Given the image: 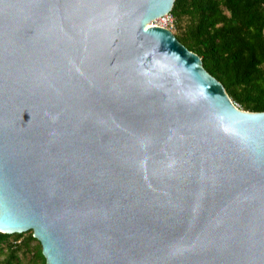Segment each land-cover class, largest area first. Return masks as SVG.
I'll list each match as a JSON object with an SVG mask.
<instances>
[{
    "label": "water",
    "instance_id": "obj_1",
    "mask_svg": "<svg viewBox=\"0 0 264 264\" xmlns=\"http://www.w3.org/2000/svg\"><path fill=\"white\" fill-rule=\"evenodd\" d=\"M173 2L0 0V232L46 264H264V111Z\"/></svg>",
    "mask_w": 264,
    "mask_h": 264
},
{
    "label": "trees",
    "instance_id": "obj_2",
    "mask_svg": "<svg viewBox=\"0 0 264 264\" xmlns=\"http://www.w3.org/2000/svg\"><path fill=\"white\" fill-rule=\"evenodd\" d=\"M175 37L198 54L229 97L264 111V0H174ZM0 264H46L32 231L0 232Z\"/></svg>",
    "mask_w": 264,
    "mask_h": 264
},
{
    "label": "built area",
    "instance_id": "obj_3",
    "mask_svg": "<svg viewBox=\"0 0 264 264\" xmlns=\"http://www.w3.org/2000/svg\"><path fill=\"white\" fill-rule=\"evenodd\" d=\"M155 20V19H154ZM158 20V23L156 25L167 27L171 30V26L173 24V18L170 12L162 15L160 18L156 19ZM169 23V25H168Z\"/></svg>",
    "mask_w": 264,
    "mask_h": 264
},
{
    "label": "rangeland",
    "instance_id": "obj_4",
    "mask_svg": "<svg viewBox=\"0 0 264 264\" xmlns=\"http://www.w3.org/2000/svg\"><path fill=\"white\" fill-rule=\"evenodd\" d=\"M172 18H173V16H172ZM150 23L157 24L158 23V20H152ZM168 25H169V23H168ZM171 31L172 32L175 31L174 21H173V24L171 26Z\"/></svg>",
    "mask_w": 264,
    "mask_h": 264
},
{
    "label": "bare ground",
    "instance_id": "obj_5",
    "mask_svg": "<svg viewBox=\"0 0 264 264\" xmlns=\"http://www.w3.org/2000/svg\"><path fill=\"white\" fill-rule=\"evenodd\" d=\"M160 17H161V16H160ZM160 17H158V18H160ZM158 18H156V19H158ZM156 19H155V20H156ZM148 24H153V23H150V22H149Z\"/></svg>",
    "mask_w": 264,
    "mask_h": 264
}]
</instances>
